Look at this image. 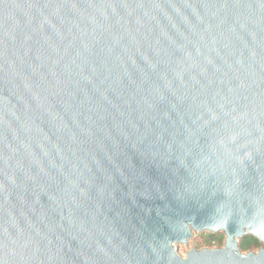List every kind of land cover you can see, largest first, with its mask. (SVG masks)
Instances as JSON below:
<instances>
[{
    "label": "water",
    "instance_id": "1",
    "mask_svg": "<svg viewBox=\"0 0 264 264\" xmlns=\"http://www.w3.org/2000/svg\"><path fill=\"white\" fill-rule=\"evenodd\" d=\"M247 235L264 0H0V264H264Z\"/></svg>",
    "mask_w": 264,
    "mask_h": 264
},
{
    "label": "rangeland",
    "instance_id": "2",
    "mask_svg": "<svg viewBox=\"0 0 264 264\" xmlns=\"http://www.w3.org/2000/svg\"><path fill=\"white\" fill-rule=\"evenodd\" d=\"M210 234H212V233L209 231H206V230H204V231L193 230V236L189 239L188 244L178 243L176 245V248L178 249L180 255L185 257L187 252L192 248H198V249H201L204 247L215 248V247H222L225 244V238H226L225 234L223 232H218V233H213V234H216V235L224 234L223 245L222 246H218V244H214L213 246L205 245L204 240ZM263 247H264V243H262V245L258 249L263 248ZM258 249H254V250H258Z\"/></svg>",
    "mask_w": 264,
    "mask_h": 264
},
{
    "label": "trees",
    "instance_id": "3",
    "mask_svg": "<svg viewBox=\"0 0 264 264\" xmlns=\"http://www.w3.org/2000/svg\"><path fill=\"white\" fill-rule=\"evenodd\" d=\"M224 240V234L216 235V234H210L208 237L204 240V244L207 246H213L214 244H218V246L223 245ZM262 245V242L259 241V239L247 235L241 238L239 246L243 251H250L254 249H258Z\"/></svg>",
    "mask_w": 264,
    "mask_h": 264
}]
</instances>
